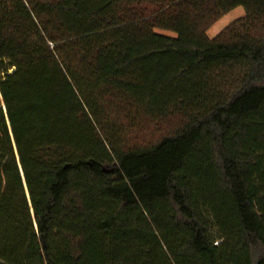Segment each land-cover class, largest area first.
<instances>
[{"label":"trees","instance_id":"obj_1","mask_svg":"<svg viewBox=\"0 0 264 264\" xmlns=\"http://www.w3.org/2000/svg\"><path fill=\"white\" fill-rule=\"evenodd\" d=\"M0 100V264H264V0H0Z\"/></svg>","mask_w":264,"mask_h":264},{"label":"rangeland","instance_id":"obj_2","mask_svg":"<svg viewBox=\"0 0 264 264\" xmlns=\"http://www.w3.org/2000/svg\"><path fill=\"white\" fill-rule=\"evenodd\" d=\"M245 15V10L242 6L236 7L235 9L222 15L217 21H215L207 31V34L210 38H214L219 35L224 29L229 25L239 20ZM158 32L175 35L169 31L158 30ZM1 102V100H0ZM181 125V119L179 116H171L160 122L149 123L148 127H145L144 130H141V135H144L145 141H155L164 135L173 133V131ZM140 131V130H139Z\"/></svg>","mask_w":264,"mask_h":264}]
</instances>
